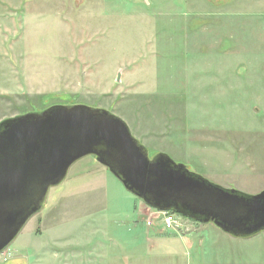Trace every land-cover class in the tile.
<instances>
[{
  "label": "rangeland",
  "instance_id": "rangeland-1",
  "mask_svg": "<svg viewBox=\"0 0 264 264\" xmlns=\"http://www.w3.org/2000/svg\"><path fill=\"white\" fill-rule=\"evenodd\" d=\"M57 103L104 108L149 157L164 152L212 182L258 193L264 0H0V120ZM155 210L88 154L12 241H64L46 246L76 257L64 264H129V241L148 237L264 241V230L234 237L183 216L179 230L146 226Z\"/></svg>",
  "mask_w": 264,
  "mask_h": 264
},
{
  "label": "water",
  "instance_id": "water-1",
  "mask_svg": "<svg viewBox=\"0 0 264 264\" xmlns=\"http://www.w3.org/2000/svg\"><path fill=\"white\" fill-rule=\"evenodd\" d=\"M92 154L148 207L212 222L235 237L264 230V189L224 187L147 149L112 112L86 104H51L0 120V252L37 212L69 166Z\"/></svg>",
  "mask_w": 264,
  "mask_h": 264
},
{
  "label": "crops",
  "instance_id": "crops-1",
  "mask_svg": "<svg viewBox=\"0 0 264 264\" xmlns=\"http://www.w3.org/2000/svg\"><path fill=\"white\" fill-rule=\"evenodd\" d=\"M180 238L183 241H161L160 237L129 241V257L132 258L129 264H139L140 258L145 260L142 264H156L152 260L159 258H166L171 264H264V241H187L185 236ZM50 242L67 246L64 241H12L0 252V264H64L76 260V257L48 249L46 246ZM86 244L88 242H84V246ZM107 251L105 253H109ZM76 252L81 253L80 256L84 254V251Z\"/></svg>",
  "mask_w": 264,
  "mask_h": 264
},
{
  "label": "built area",
  "instance_id": "built-area-1",
  "mask_svg": "<svg viewBox=\"0 0 264 264\" xmlns=\"http://www.w3.org/2000/svg\"><path fill=\"white\" fill-rule=\"evenodd\" d=\"M181 217L182 216L169 210L156 209L154 212H150V216H148L144 222L145 225L149 227L161 224L163 229L179 230L182 227Z\"/></svg>",
  "mask_w": 264,
  "mask_h": 264
},
{
  "label": "trees",
  "instance_id": "trees-1",
  "mask_svg": "<svg viewBox=\"0 0 264 264\" xmlns=\"http://www.w3.org/2000/svg\"><path fill=\"white\" fill-rule=\"evenodd\" d=\"M169 211H171V212H174V213H176V214H178L177 212H175L174 210H172V209H169ZM179 215V214H178ZM193 220V219H192Z\"/></svg>",
  "mask_w": 264,
  "mask_h": 264
}]
</instances>
